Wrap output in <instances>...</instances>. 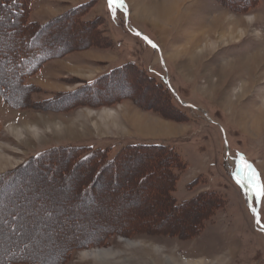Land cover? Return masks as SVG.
Masks as SVG:
<instances>
[{
    "label": "rangeland",
    "instance_id": "374dc122",
    "mask_svg": "<svg viewBox=\"0 0 264 264\" xmlns=\"http://www.w3.org/2000/svg\"><path fill=\"white\" fill-rule=\"evenodd\" d=\"M123 4L110 11L108 0H28L29 21L66 17L43 35L61 56L26 80L37 89H22L18 77L31 64L18 61L23 24L0 10V176L15 174L0 184V256L264 264V201L246 198L234 177L246 161L264 182V0ZM218 26L226 37L218 39ZM256 60L257 79L239 96ZM91 153L111 163L101 171ZM101 249L115 256L85 254Z\"/></svg>",
    "mask_w": 264,
    "mask_h": 264
},
{
    "label": "trees",
    "instance_id": "16d2710c",
    "mask_svg": "<svg viewBox=\"0 0 264 264\" xmlns=\"http://www.w3.org/2000/svg\"><path fill=\"white\" fill-rule=\"evenodd\" d=\"M245 2L252 3L253 0H245ZM88 4L89 3L80 4L77 7H75L72 11L81 10L85 6H87ZM27 6H28V0H0L1 12H7V13L9 12L10 13V19L12 18L11 19L12 22H13V20H16V21L20 20L23 24L22 27L24 28V32L25 33L27 32L26 36H23L25 33L23 34L21 32L22 36L19 38V40L21 41L24 39L26 44H24V46H22L21 49L17 50L19 63H21V62H30L31 63L29 66H26V68L23 69L18 76L21 79V88L22 89H28V88L29 89H31V88L37 89V87H35V86L25 84L26 80L30 76H32L33 74L37 73L49 61L61 56V54L59 52L52 50L54 48H52V46L48 45L49 44L47 42L48 40H47V38H44L43 35L45 33H47V34L50 33V30L56 31L57 29H59L63 25L62 23L64 22V20H66V17L56 18V19L51 20L50 22L45 23V24H40V23H37L35 21L34 22L29 21V16H30L29 10L30 9H28ZM244 6H245V4H244ZM1 19H3V18H1ZM93 24H94L93 22H89V21L85 22V26L86 25H93ZM68 25H69V27L68 26L66 27L67 30H69L70 28H73V29L77 28L75 26V24H73V23H69ZM78 26H80V25H78ZM32 27H39L38 31H36L34 33L28 32L29 29ZM40 37L42 39L38 40ZM30 54H32L33 57L29 60ZM126 67H129V64H125L122 66H120V65L116 66L115 68L107 71L104 75L99 76L96 80L89 82L87 84V86H85V88H88V87L92 88L95 84H97L99 81H101L103 79H107L110 77L114 78V77L119 76L124 71V69ZM0 92L5 97H7L6 96L7 94L5 95V90L3 91L2 89H0ZM55 101H56V99L52 97L46 101H43L42 103H36V104L37 105H39V104L46 105L48 103L49 105H51V104H54ZM130 146H134L135 148H152V149L153 148H160V149H168L169 148L167 145H160V144H151V145H149V144H136V145H130ZM91 154L92 155L90 157H87L86 159L87 160L89 159L92 165L95 164L97 161H99V163L97 165L102 166L103 161L99 157H97L96 154H93V153H91ZM103 154H105V153L102 152V155ZM42 155H45V154L38 155L37 157L34 158L33 161H38V159H40V157H42ZM113 161H115V160H113ZM28 163H30V162H28ZM109 163H111V162H109ZM109 163H104L100 170L101 171L105 170L107 168L105 166H108ZM14 175L15 174L13 173L12 176L11 175L9 176V174L0 176V184L12 181V178L14 177ZM20 254H22V253H20ZM20 254L17 256H14L15 261L12 260L13 256L9 257L8 259L2 258L0 256V264H2L3 261L6 262V264H9V263L13 264L14 262L16 263V261L18 259H19V261H26L28 263L35 264L34 261H32L31 259H28V258H30L29 256L28 257H26L27 255H24V256L21 255L20 256Z\"/></svg>",
    "mask_w": 264,
    "mask_h": 264
},
{
    "label": "snow or ice",
    "instance_id": "6c2138e0",
    "mask_svg": "<svg viewBox=\"0 0 264 264\" xmlns=\"http://www.w3.org/2000/svg\"><path fill=\"white\" fill-rule=\"evenodd\" d=\"M108 6L110 11L113 10L114 6L124 7L123 0H108ZM137 34L139 35V33ZM152 47L156 48L157 46L155 44H152ZM234 177L236 184L242 190H245L246 198H254L257 204L264 201V182H262L261 180V174L255 169L252 164L245 161L243 164V168L238 165ZM251 211L256 219V223L260 224V215L257 208L252 207Z\"/></svg>",
    "mask_w": 264,
    "mask_h": 264
},
{
    "label": "bare ground",
    "instance_id": "6f19581e",
    "mask_svg": "<svg viewBox=\"0 0 264 264\" xmlns=\"http://www.w3.org/2000/svg\"><path fill=\"white\" fill-rule=\"evenodd\" d=\"M160 9V8H159ZM165 9V8H164ZM160 10H162V9H160ZM167 11V10H166ZM225 27V26H224ZM216 28H219L220 30H219V32L217 33L218 34V39H222V38H224V37H226V35L224 34V28L223 27H216ZM232 31V30H231ZM234 32V31H233ZM233 32H231V33H229V35H232L233 34ZM242 35L243 34V30L242 29H239V35ZM228 36V35H227ZM232 37H233V35H232ZM210 38H212V37H210ZM216 38V37H215ZM215 38H213V39H215ZM195 39V38H194ZM195 41V40H194ZM221 41V40H220ZM213 42H215V40H213ZM260 58V57H259ZM258 59V58H257ZM260 61H253L252 62V67L254 66V69H255V72H254V75H253V77L251 78V79H248V80H246L245 82L246 83H244L243 84V91L242 92H240V94H239V96H241V94H243L244 92H245V89L247 90V88L248 87H250V85L249 84H247V83H250L251 81H255V79H257V75H258V70H257V67L260 65ZM261 76V75H260ZM260 78V77H259ZM222 83V82H221ZM263 84H264V81H263ZM252 85V84H251ZM229 86V85H228ZM230 87V86H229ZM226 88H228V87H226ZM229 95V94H228ZM239 96H238V98H239ZM264 108V107H263ZM263 112V115H264V111H262ZM264 118V117H263ZM258 123H260V121L258 122ZM27 127H25V129H26ZM263 130V129H262ZM12 133H14V135H16V136H20V132H19V130H17L16 128H12ZM146 131V130H145ZM34 131H33V128L32 129H29V133H33ZM35 133V132H34ZM129 243L131 244V245H133L134 243H132V242H130L129 241ZM90 253H88V252H86L85 254L88 256V257H90V258H95V259H99V260H102V261H105V262H109L114 256H115V254L112 252V251H109V250H103V249H101V250H97V251H89ZM171 261V260H170ZM169 261V262H170ZM202 264V263H201Z\"/></svg>",
    "mask_w": 264,
    "mask_h": 264
}]
</instances>
